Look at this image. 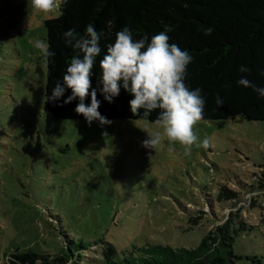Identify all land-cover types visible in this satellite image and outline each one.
<instances>
[{"label":"rangeland","instance_id":"rangeland-1","mask_svg":"<svg viewBox=\"0 0 264 264\" xmlns=\"http://www.w3.org/2000/svg\"><path fill=\"white\" fill-rule=\"evenodd\" d=\"M58 14L0 0V264L16 248L57 252L62 231L120 251L147 241L190 248L235 213L236 264H262L264 122L201 120L194 131L211 146L186 156L155 122L51 116L35 43ZM147 132L161 135L155 149L142 146ZM221 185L236 198L218 200Z\"/></svg>","mask_w":264,"mask_h":264},{"label":"trees","instance_id":"trees-1","mask_svg":"<svg viewBox=\"0 0 264 264\" xmlns=\"http://www.w3.org/2000/svg\"><path fill=\"white\" fill-rule=\"evenodd\" d=\"M92 24L104 35L100 40L101 53L93 68L92 87L97 89L100 113L107 119H133L155 122L158 111L145 119L141 112L134 115L129 101L130 92L121 87L118 97L109 103L100 93L102 70L99 61L114 43L115 34L124 27L135 39L153 35L170 25V43L186 49L193 57L187 67L185 83L192 90L201 88L205 100L202 120L240 118L264 122V97L251 87L237 83L246 77L258 88H264V0H69L59 8V14L44 20L45 42L54 57L45 60L44 105L51 116L58 119H85L75 111L78 100L64 104L63 100H48L57 81H61L74 55L64 42L63 33L75 29L83 34ZM212 27L211 35L204 29ZM246 65L250 72H240ZM219 95L224 104L218 106ZM89 96L85 103L90 104ZM264 188V172L258 179ZM218 200L235 199L236 194L221 185ZM238 214L226 217L220 225H213L200 235L196 246L174 249L170 245L145 242L119 250L103 238L92 241L75 240L65 231L62 246L55 253L36 251L30 247L16 248L5 255L3 264H236L233 251L234 224ZM92 253L93 255H90ZM264 264V257L263 263Z\"/></svg>","mask_w":264,"mask_h":264},{"label":"clouds","instance_id":"clouds-1","mask_svg":"<svg viewBox=\"0 0 264 264\" xmlns=\"http://www.w3.org/2000/svg\"><path fill=\"white\" fill-rule=\"evenodd\" d=\"M69 0H30L33 9L50 14L68 3ZM173 29L164 25V30L153 35L149 40L147 36L135 39L132 31L124 27L115 34L114 43L107 45L106 53L99 61L102 70L99 89L104 99L109 103L118 97L121 87L130 92L133 98L129 101L131 112L147 119L154 111H158L155 123L163 129L167 140L178 142L184 146V154L190 155L192 146L208 149L209 139L203 141L194 131V127L204 118L205 100L201 95L202 89H190L185 83L187 67L193 57L186 49L177 44L170 43L168 35ZM212 27L204 29V35H211ZM104 33L98 32L94 25L86 26L83 34L75 29L63 33L64 42L71 47L74 55L63 74L62 83L57 81L48 100H60L67 90L71 94L63 100L64 104L78 100L75 111L83 115L91 125L99 121L101 125L110 124L111 121L100 111V100L97 98V89L92 87L93 68L96 58L101 53L100 40ZM35 47L45 60L55 56L50 45L37 40ZM240 72H250L246 65L239 66ZM238 84L251 87L264 97V88H258L246 77L242 76ZM91 97L90 104L85 101ZM216 103L222 106L224 101L217 95ZM148 133V132H147ZM160 133H148V138L142 146L155 149L160 143Z\"/></svg>","mask_w":264,"mask_h":264}]
</instances>
